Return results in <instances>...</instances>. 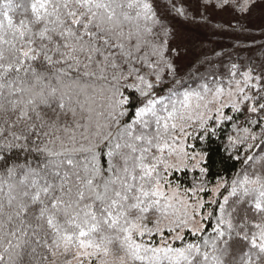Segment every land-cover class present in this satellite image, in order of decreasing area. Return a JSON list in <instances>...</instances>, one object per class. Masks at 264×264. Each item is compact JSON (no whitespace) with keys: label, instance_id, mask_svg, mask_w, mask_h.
<instances>
[{"label":"snow or ice","instance_id":"6c2138e0","mask_svg":"<svg viewBox=\"0 0 264 264\" xmlns=\"http://www.w3.org/2000/svg\"><path fill=\"white\" fill-rule=\"evenodd\" d=\"M0 264H264V0H0Z\"/></svg>","mask_w":264,"mask_h":264},{"label":"trees","instance_id":"16d2710c","mask_svg":"<svg viewBox=\"0 0 264 264\" xmlns=\"http://www.w3.org/2000/svg\"><path fill=\"white\" fill-rule=\"evenodd\" d=\"M255 16H259V12L254 14ZM194 63V60H193ZM191 71L193 74L196 73V68L192 67ZM204 69H200V72L202 73ZM213 160H214V168L213 171H219L220 175H227L231 177V175L239 168V164H235L234 161H226V162H221L218 157L213 154ZM233 165H235L233 167ZM226 194V193H225Z\"/></svg>","mask_w":264,"mask_h":264}]
</instances>
